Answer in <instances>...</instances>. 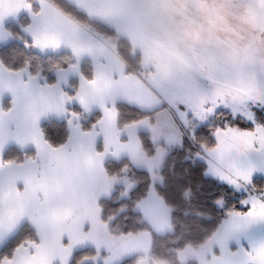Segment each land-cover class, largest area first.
<instances>
[{"label": "snow or ice", "instance_id": "6c2138e0", "mask_svg": "<svg viewBox=\"0 0 264 264\" xmlns=\"http://www.w3.org/2000/svg\"><path fill=\"white\" fill-rule=\"evenodd\" d=\"M38 3V12L32 11V3L23 4L35 17L34 25L26 29L31 44L26 41L25 46L40 51L64 47L76 63L54 65L56 83L41 85L30 75L27 81L8 85L14 95L22 92L28 97V103L15 115L13 109L0 110V264H122L133 257L135 264H163L151 255L150 232L111 230L115 216L104 218L92 156L84 167L72 137L59 145L45 139L41 117L49 111L62 115L65 101L72 100L85 110L99 108L97 123L113 155L127 151L144 164L150 188L161 179L156 170L167 149L157 147L154 156H146L137 128L151 134L150 143L163 138L165 144H181L183 134L177 137L169 122L176 127L178 119L188 126L207 121L218 111L231 121L246 122L244 126L225 122L213 129L214 143L200 145L208 157L206 174L246 193L240 201L246 210L227 211L205 242L177 250V255L181 260L195 256L199 264H264V234H253L264 227V186L255 183L257 173L264 176V161L257 165L251 159L264 156V0H194L188 8L158 0H73L77 12L88 20L132 36L143 53L140 71L129 69L110 38L66 13L55 0ZM18 7L5 4L3 11ZM161 7L187 22L158 34L142 32L140 22ZM189 10H194L192 18L186 15ZM7 35L0 32V39ZM84 56L91 58L96 70L90 79L81 75L75 96H69L59 84L77 72ZM5 71L21 75V70ZM119 100L146 113L125 125L127 142L116 130ZM68 115L71 125L78 114ZM74 130L79 132L78 126ZM10 143L21 151L31 146L32 152L25 151L22 159H5ZM87 146L92 149V137ZM94 164L103 173L99 158ZM112 182L105 178L104 192L110 191ZM217 204L222 206L223 201ZM136 207L158 231L171 230L172 208L163 199L142 200Z\"/></svg>", "mask_w": 264, "mask_h": 264}, {"label": "trees", "instance_id": "16d2710c", "mask_svg": "<svg viewBox=\"0 0 264 264\" xmlns=\"http://www.w3.org/2000/svg\"><path fill=\"white\" fill-rule=\"evenodd\" d=\"M55 3L66 13L76 16L81 21L89 24L93 29H98L106 37L116 41L119 53L127 61L130 70L140 71V55L132 53L128 40L117 37V35L105 26L89 21L77 9L63 0H55ZM35 8V7H34ZM27 25V19L23 18L17 25H8L7 30L12 34L14 41L8 46L0 47V63L5 69L26 70L31 76L46 78L47 83L54 82V65L66 66V61L72 58L68 54H58L50 56H40L29 46H25L28 39L22 34V28ZM74 63V62H73ZM82 74L86 78H91V68L88 63L82 65ZM76 80L70 82L68 95L74 96L77 91ZM119 118L117 127L121 131L125 125L131 121L139 120L146 113L127 104H118ZM7 110V106H5ZM71 112L77 113L80 119L82 131L89 132L92 127L101 119L99 113L86 115L77 107H73ZM237 123L244 126L246 122H235L227 118L222 112L212 117L210 122L198 125L194 122L184 131V138L181 147L169 151V155L160 172L162 183L158 186L157 193L168 206L172 208L170 232L164 235L154 234L136 205L142 201L150 190V177L145 171L135 170L128 159L120 161H108L104 164V174L108 178L119 179L127 176L132 189L126 194L120 186L115 187L112 195L102 199L100 204L103 208L104 218L107 220L115 216L110 228H116L118 232L132 231L133 233L147 231L153 235L154 243H158L153 248L154 254H159L161 258L169 260L172 253L168 249H184L187 245L198 247L205 242L212 230L225 219V214L229 210L244 211L245 206L240 203L246 198V193L239 192L227 183L208 177L206 174L207 164L202 156H197V149H201V143L211 145L214 143L212 131L223 123ZM43 135L47 141L54 145H59L68 141L69 130L67 121L48 120L41 126ZM194 132V137H193ZM142 142V149L146 156L151 157L155 152V147L150 143V136L147 133L139 134ZM31 154L32 151H27ZM25 152H20L15 148H10L4 154L5 159L15 157L23 158ZM256 185L264 186L263 179H256ZM217 200H222L223 205H218ZM132 222V223H131ZM153 243V244H154ZM183 243V245H182ZM189 245V246H190ZM164 248L165 255L157 248ZM172 247V248H171ZM178 249V250H180ZM91 250H89V254ZM175 259V256L173 257ZM175 262V261H174ZM168 264H177V263ZM122 264H128L123 262ZM188 264H197L189 261Z\"/></svg>", "mask_w": 264, "mask_h": 264}, {"label": "crops", "instance_id": "0c3cea01", "mask_svg": "<svg viewBox=\"0 0 264 264\" xmlns=\"http://www.w3.org/2000/svg\"><path fill=\"white\" fill-rule=\"evenodd\" d=\"M69 1L71 3H73V0H69ZM10 3H16L19 5V7L5 13L3 11L4 5L10 4ZM24 3H32V5H33L32 11L33 12L39 11L38 0H0V32H4V33L8 34L5 39H0V47L8 46L10 43H12L14 41L12 34L7 30V26L12 25V24H14V25L19 24L23 18L27 19V25L24 28H22V34L28 39V41L31 44V37L28 34V32L26 31V29L29 28L30 26L34 25L35 17L33 15L29 14V12L23 7ZM31 48L33 49V51L35 53H37L40 56H50V55H58V54H68L71 56L70 50H68L64 47H61L55 51L50 50V49L45 50V51H40L37 48H34V47H31ZM72 60L74 63H76L74 59H72ZM85 63H88L90 65L91 73L93 76V74L96 70L95 64L91 60L90 57L84 56L79 61V64L77 66V72L69 75L67 77L66 81L60 82L59 88L61 91H63L64 93H66L68 95L67 91L70 90L69 89L70 88V82L72 80L77 81V83H78L77 89L79 88L80 76L83 75L82 74V65ZM0 66H2V67H0V110H2L4 112H8L10 109H13L14 111L12 114L15 115L22 108H24L25 105L28 103V97H26L22 92H17L14 95L11 91L8 90V85L10 83H15L18 79L23 80V81H27L29 79L30 74L28 71L22 70L21 75L19 77H17L16 75L9 73L8 71H5V67L1 63H0ZM53 75H54V82L53 83H56L58 80L56 72H54ZM92 76H91V78H92ZM37 82L39 84L43 85L47 81L45 80V78L37 77ZM118 104H126V103L123 102L122 100H119L117 105ZM5 106H7V110L5 109ZM64 107H65V112L62 115L56 114L55 111L47 112L44 116L41 117V119L39 121V127L41 128L42 124L48 120H54V121H59V122L68 121L69 120L68 113L71 112L73 107H77L80 111H82V113H84L86 115H92L95 113H99L101 115V112L97 106L93 105L89 110H85L76 100H72L71 102L65 101ZM67 124H68V130H69V138L72 137L73 144L76 145L78 147V149L81 150V164H82V166L88 167L86 164L87 158L89 156H92V159H93L92 172H93V176H94V182L98 186L100 201L102 199L110 197L112 195L115 187L120 186V185L113 183L114 185L113 184L111 185V189L109 192L103 191L104 180H105V178H108V177L104 174V171H103V173H101L95 168L94 162L97 158H99L100 167H102V168L104 167V164L108 161H120L122 159H128L130 161L132 167L135 170L147 172L146 166L144 164L137 163L127 151L122 150L119 154L113 155L114 150L107 143V135L103 131L100 130V126L98 123H96L89 132L82 131L79 117L72 118L71 125L68 122H67ZM178 124L179 123L176 121V127H172L171 123L169 122V127L171 128V130L173 131V133L177 137H179L181 134L180 127H179L180 124L179 125ZM74 126H78L79 132H76L74 130ZM10 127H11V125H10ZM177 127H178V131H177ZM116 130L120 133L121 141L127 142L128 138L126 135L125 128L120 131L116 125ZM136 131H137L138 137H139V134H141V133H147L151 139V134L146 129H143L142 127H140V128H137ZM89 137H92V140H93L92 149H89L87 146V140ZM69 138H68V140H69ZM182 143H183V141H182ZM182 143L181 144H179V143L165 144L163 138H161L159 141H156L155 143H152V145L155 147V150L157 147H161V146L167 149L166 154H165L163 160L161 161L160 167L156 170L157 175L159 177H160V172H161V170L165 164V161L169 155V151L173 148L181 147ZM10 148H15L20 152L32 151L31 146H27L24 151H21L18 146L10 143L7 145L3 155ZM141 151L144 152V150L142 149V146H141ZM93 153L99 154V156L97 157L96 155H93ZM154 154H155V152H154ZM154 154H153V156H154ZM202 159L207 164V160H208L207 155L202 156ZM207 167H208V165H207ZM207 176L211 177V178H215V177L208 175V174H207ZM108 179H112V178H108ZM215 179H217V178H215ZM112 180L118 181V179H112ZM161 183H162L161 179L156 180L154 182V187L150 188L148 195L143 200L151 199L152 201H155L158 203L159 199H161V198L159 197L156 188H157V186H160ZM112 188H113V190H112ZM138 211H139V209H138ZM142 216L144 218V221L146 222V224L148 225V227L150 228V230L154 234L162 236V235L166 234L167 232H170V230H164V231L163 230H161V231L156 230L150 224V220L148 218H146L143 214H142ZM161 232H164V233L160 234ZM253 234L254 235L264 234V227H261L260 229H254ZM214 251H217V250L214 249Z\"/></svg>", "mask_w": 264, "mask_h": 264}, {"label": "rangeland", "instance_id": "374dc122", "mask_svg": "<svg viewBox=\"0 0 264 264\" xmlns=\"http://www.w3.org/2000/svg\"><path fill=\"white\" fill-rule=\"evenodd\" d=\"M63 1L67 2L71 6H74V8H75V5L73 3H71L69 0H63ZM158 2L161 3V4H164V3H175L177 5H183L185 8H188L189 5L194 3V0H158ZM193 11L194 10H189L188 12H186V15L189 16V18H192V12ZM89 21L96 22V23H99V24L103 25L102 22L97 21V20H89ZM181 22H187V21L184 20V17H182L180 15H177V14H175L173 12H170L168 9H165V8L161 7V8H158V9L148 13L147 17L142 22H140V29L144 33L155 32V33L158 34L160 32V30H162V29H167V30L174 29ZM116 35H117V37H122V38L128 40V42H129V44L131 46L132 53L140 55V61H141L140 64H141L142 63V59H143V53L139 49L138 45L134 42L132 36L128 35L127 33H120V34H116ZM111 41L114 44L116 43V41L113 40V39H111ZM140 70H141V67H140ZM202 83H205V86H206V82H202ZM218 113H221V112L218 111ZM211 119H212V117L209 118L207 121L197 122V124L198 125L207 124L208 122H210ZM176 121L180 124V126H179L180 127V131H181V134H183V138H184V136H185L184 135V131H187V128H189V125L185 126L178 119ZM261 122H264V120H261ZM173 149H175V148H173ZM173 149H171V150H173ZM197 150L198 151H196V152L200 154L199 157L207 155L203 150H200V149H197ZM251 159H252L254 164L260 165L261 162L264 161V156L253 155L251 157ZM255 179H263L264 180V176H261L259 173H257ZM113 183L120 185V187L125 190L126 194L132 189L131 185H129L130 183H129V179L127 178V176L119 178L118 181L114 180L112 182V184ZM112 190H113V188H112ZM239 192L241 193L242 191H239ZM150 224L153 226L151 221H150ZM111 230L113 232L118 233L116 228H114V229L111 228ZM163 233L164 232H161L160 234H163ZM153 241H154V239H153V235L151 233V237H150L151 255L154 258L162 261L163 264L173 263L174 261H175L174 263H177V264H188L189 261L196 262L197 264H199V260L195 256H186L183 260H181L179 258V256L177 255V250L180 249L179 246L177 247V249H168V251H170L172 253V255H171L172 258L171 259H169V260L163 259V258L160 257L159 254H154L153 253V248L155 247V245L158 244V243H154ZM182 245H183V243H182ZM189 245H187L186 247H189ZM190 247L195 248L196 246L194 247V246L190 245ZM157 249L159 250V252H162L163 255H165V252L167 251L166 250L167 248L164 249L163 247L162 248L158 247ZM174 256H175V259L173 258ZM135 260H136V257H133L132 259L130 258V259L124 260L123 262L127 261L128 264H135Z\"/></svg>", "mask_w": 264, "mask_h": 264}]
</instances>
